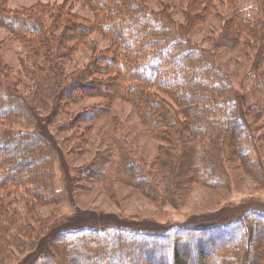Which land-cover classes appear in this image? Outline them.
Here are the masks:
<instances>
[{
    "label": "rangeland",
    "instance_id": "1",
    "mask_svg": "<svg viewBox=\"0 0 264 264\" xmlns=\"http://www.w3.org/2000/svg\"><path fill=\"white\" fill-rule=\"evenodd\" d=\"M137 1L177 25L194 46L217 62L235 93H246L251 84L247 75L263 53L255 34L262 31L264 0H208L207 5L199 0ZM0 4L8 14L31 18L42 14L37 17L49 36L48 40L21 36L0 25V87L17 95V102L27 98L32 106L11 116L1 112L0 134L37 137L28 145H7L8 149L4 145L0 151L1 168L2 163L21 165L9 167L5 175L27 174L28 178L22 184L0 183V264H102L108 251L112 257L129 253L114 250L119 242L107 237L113 231L105 230L97 235L88 229L79 236L80 247L71 246L60 233L67 225L123 223L156 229L177 222H227L243 212L264 209V177L259 172L264 158V111L247 114L245 123L237 118L242 129L259 140L263 158L250 138L241 141L243 156L239 145L219 139L215 149L220 175L203 173L210 172L203 171L204 160L188 171L184 165L172 170L174 156L185 160L190 146L206 149L210 135L201 133L193 141L186 132L179 141L178 135L162 132L163 124L154 129L143 106L127 97L128 86L138 81L122 80L124 69L118 62L109 66V58L116 57L120 48L112 32L98 24L108 13L113 17L110 7L101 13L87 0H0ZM240 5L251 24L242 27L235 45L229 46L228 31L238 22ZM80 23L90 29L81 34L76 31ZM95 64H106L109 70L94 68ZM118 68L122 79L115 92L112 80ZM54 69L63 79L57 81ZM80 82H86L89 91L77 87L70 97L69 85ZM102 89L106 92L100 93ZM256 99L262 107L264 98ZM249 102L255 103L251 98ZM221 248L217 254L225 250ZM49 251L54 259L47 258ZM253 255L264 264V239H254L249 256ZM118 260L114 264H120Z\"/></svg>",
    "mask_w": 264,
    "mask_h": 264
},
{
    "label": "trees",
    "instance_id": "2",
    "mask_svg": "<svg viewBox=\"0 0 264 264\" xmlns=\"http://www.w3.org/2000/svg\"><path fill=\"white\" fill-rule=\"evenodd\" d=\"M87 1L101 13L105 8L110 7V10L116 15L112 17L108 13L103 19H98V24L105 31L112 32L110 35L114 41H118L120 48L116 51V57H110L108 63L109 66H113L115 62H118V66L124 69V72L121 73L123 79L119 68L115 70L116 75L112 80L115 85L114 91L119 92L118 86L121 83L118 80L120 79L137 80L138 82L128 86L131 93L127 94V97L133 98L134 102L143 106L144 114L149 116L148 119H152V121L149 119V123L154 129H160L163 127L160 125L163 124L165 128L162 129V132L178 135L179 141L182 134L186 132V134H191L193 141L201 133L210 135L206 149L200 151L194 146H190L185 160L173 157L174 161L170 162L171 169L173 166L175 169L182 165L185 170L194 169L195 166L197 168L201 160H204L203 166H207L203 168V171L209 170L210 172L203 173L212 176L220 175L219 167L216 166L218 150L215 149V145L219 146V139H223L228 145L231 143L239 145L237 147L243 156L241 141L250 138L252 144L258 147L256 150L260 151V156L262 155L263 158L262 145L259 144V140L245 128L242 129L243 125L237 122V118L245 123L244 118L247 114L257 109L264 111V100L263 106L260 107L256 99V96L258 99L264 98V66L262 65L264 62V22L261 23L263 32L260 30L257 36L255 34L256 39L261 42L258 50H262L263 53L258 55V61L247 75V79L251 81L249 89L245 94L242 92L239 94V92L233 91L234 86H232L231 80H228L217 62L204 49L194 46L177 25L141 6L137 0ZM199 1L205 5L208 4V0ZM242 9V5L238 6V22L234 28L232 27L228 31L233 37L229 39L231 42L229 40L227 42L229 46L235 45V37L237 33L242 32V27L251 24V18L244 16L245 11ZM37 16H42V14ZM37 16L31 18L30 16L8 14L0 4V25L9 27L21 36L34 35L48 40V32L43 27L44 21ZM121 26L126 29L125 34ZM89 29V24L80 23L77 25L76 31L83 34ZM120 41L122 42L120 43ZM52 45L57 47L55 43ZM119 54L121 56H118ZM122 55H124V59ZM105 65L95 64L93 67L104 69V71L109 70ZM50 68L53 67L50 65ZM54 71L58 77L57 81L63 79L56 69ZM85 83L80 82L78 86L71 83L67 90L69 96L74 95L73 89L77 90V87L87 93L90 88ZM154 87L156 88L154 89ZM3 90L0 87V92L6 94L3 97L0 94V113L3 112L4 116L18 114L16 110H32L27 98H19L25 102V104L24 102L20 103L15 100L17 95ZM99 92L105 93L106 91L102 89ZM250 98L255 103H250ZM20 113L22 112L20 111ZM182 116H184L183 120H181ZM172 127L173 130L178 128V131H172ZM35 138H28L19 132L1 133L0 151L4 145H6L4 147L6 149H8L7 145L20 148L36 140ZM220 145L223 147L222 144ZM233 153L235 152L233 151ZM198 154L201 158H196ZM205 159L208 160L205 161ZM194 160L197 162L195 165ZM2 164L5 169L0 167V183L22 184L28 179L25 178L27 174L22 177H8L4 174L10 168L19 169L21 165L18 163L9 164L10 166L7 163ZM43 164L44 162L41 165ZM39 166L37 165V168ZM41 170L44 171V168ZM13 171L15 172V170ZM42 171H38V174L40 175ZM135 172L143 173L142 170ZM259 172L264 177V158L263 164L259 166ZM140 181H142L141 177ZM78 225L75 227L67 225L61 228V236L69 241V245L79 246L83 242L80 241L79 236L87 234L86 230L88 229L97 235L105 230L111 233L113 231V234L107 237L114 236L113 239L119 242L117 248L116 246L112 247L114 250L129 252L121 257H112L108 251L105 253L107 259L103 260L102 264H114L116 258L119 259L120 264H259L254 255H249L253 250L254 239H264V209L243 212L242 215L240 214L227 222L194 224L177 222L156 229H144L123 223L104 226ZM259 233L260 238H257ZM107 237L101 236L100 238L105 241L108 239ZM74 240H78L77 244L71 242ZM126 244H128V248H125ZM219 247L225 248V250L217 254L216 250ZM189 250H191L190 253ZM47 255V258L54 259L50 251ZM73 257L76 258L75 254L72 255ZM86 261L87 259H84L82 262L86 263ZM90 264L95 263L90 261Z\"/></svg>",
    "mask_w": 264,
    "mask_h": 264
}]
</instances>
